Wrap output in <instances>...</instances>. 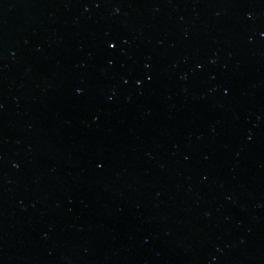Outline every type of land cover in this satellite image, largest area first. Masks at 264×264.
Masks as SVG:
<instances>
[{"label": "water", "instance_id": "95a60500", "mask_svg": "<svg viewBox=\"0 0 264 264\" xmlns=\"http://www.w3.org/2000/svg\"><path fill=\"white\" fill-rule=\"evenodd\" d=\"M0 264H264V0H0Z\"/></svg>", "mask_w": 264, "mask_h": 264}]
</instances>
